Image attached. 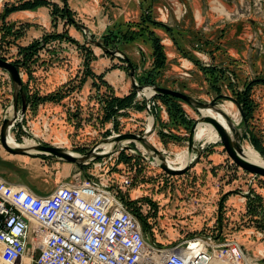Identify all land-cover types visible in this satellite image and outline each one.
I'll list each match as a JSON object with an SVG mask.
<instances>
[{"label":"rangeland","instance_id":"obj_1","mask_svg":"<svg viewBox=\"0 0 264 264\" xmlns=\"http://www.w3.org/2000/svg\"><path fill=\"white\" fill-rule=\"evenodd\" d=\"M19 1L25 0L15 3ZM48 1L57 5V11L53 13L50 5H39L49 9V28L31 41L40 48L28 62L30 72L20 68L23 87L32 97L27 119L23 120L27 141L59 144L69 152L81 154L91 147L103 151L98 145L113 133L141 135L151 116L145 110L142 94L136 92L128 107L104 119L107 100L112 94L125 96L133 91L126 62L97 46L85 44V50L68 40L65 35L82 44L84 34L66 22L61 11L63 3ZM86 3L79 10L80 15L72 11L73 17L89 21L93 11L94 18L100 13L108 14L112 24L92 37L126 54L136 69L137 83L149 75L156 85L184 92L203 102L218 94L239 101L247 83L264 77V0H88ZM145 15L168 29L144 22ZM125 23H130L132 29H138V24L147 26L142 29L143 35L128 42L120 37L126 29ZM27 24L1 20L0 48L8 58L18 57L14 61H20L21 55L13 45L8 49L6 46L26 31ZM150 30L160 38L166 56L164 66L159 69L153 68ZM57 33L60 36L43 40L46 34ZM212 65L221 70L210 75L200 69ZM87 71L101 73L102 80L110 87L100 78L87 75ZM51 74L54 80H48ZM0 86L6 94H12L10 78L2 69ZM44 95L58 99L42 101ZM247 97L250 113L241 143L254 149V138L264 151V84H253ZM156 100L160 106L152 109L155 129L147 139L150 137L151 143L163 150L165 156L173 157L187 150L190 126L200 113L184 101L175 100L181 117L187 121L183 123L170 117L167 103ZM227 102L237 112V126L242 127L243 120L231 99L218 98L216 106ZM15 141L24 142L21 137ZM194 144L200 143L194 141ZM127 145L135 152L123 148L107 157L91 158L83 164L84 171L75 163L42 153L12 154V162L7 163L12 166L2 167L1 171L13 183L26 185L38 193H47L61 182L96 178L114 187L119 196L123 194L133 200L130 207L146 215L148 241L154 239L166 245L221 231L225 238L240 242L248 257L264 260V177L237 166L219 140L204 144L198 162L184 173L174 175L154 165L153 154L140 141H130ZM123 175L131 177L130 187L120 186Z\"/></svg>","mask_w":264,"mask_h":264},{"label":"built area","instance_id":"obj_2","mask_svg":"<svg viewBox=\"0 0 264 264\" xmlns=\"http://www.w3.org/2000/svg\"><path fill=\"white\" fill-rule=\"evenodd\" d=\"M143 95L146 112L160 106ZM15 123L28 134L22 116L11 128ZM119 183L130 187L132 179L123 175ZM113 188L86 177L36 193L0 178V260L14 264L29 253L36 264H264L221 231L166 245L148 241L140 218Z\"/></svg>","mask_w":264,"mask_h":264},{"label":"water","instance_id":"obj_3","mask_svg":"<svg viewBox=\"0 0 264 264\" xmlns=\"http://www.w3.org/2000/svg\"><path fill=\"white\" fill-rule=\"evenodd\" d=\"M62 2L66 7L65 0H62ZM69 19L74 26L81 29L85 34V39L82 44H91L97 46L101 48L104 52H107L112 56H119L124 61H126V65L129 68V80L135 92L141 94L143 93V90L145 88H148L152 92L150 95H146V96L155 97L158 95L166 94L184 101L186 104L190 105L199 113H200L199 110L201 108H211L214 111L221 114V116L224 119V122L227 124L229 128V132L226 130L224 125L214 117L201 116V115L200 117H197L190 126L188 139H187L186 152L188 154H191L193 151L194 152L193 158L188 162V164L184 165L182 168L179 169H174L168 165L166 161V156L146 139V135L144 132L141 135L131 132H125V133H119L113 137H108L107 140H111L113 142V147L109 153L108 152L100 153L102 151L96 152L95 148L91 147L87 152L78 155H73L71 152H69L68 150L62 147L51 144H45L41 142H38L33 146V149L36 152H29L26 147L11 145L8 143V136H10V129L12 124L16 120L18 114L22 116L25 113L26 105H27L26 94L23 88L22 74L20 72V68L23 65V61L14 63L6 59L0 58V69L7 72L12 85L11 101L9 104V106L11 107V113L9 116L5 115L3 117L0 125V143L7 152L11 154H24V155H34L37 153L50 154L52 156L62 158L65 161L75 163L81 170L84 171L83 164L87 163L91 158L107 157L115 152H118L123 148L132 149V146L123 145L124 142L140 141L153 154V157L158 159L157 165L160 167V169L163 172H165L168 175L181 174L198 162L204 150L203 143H200L199 145L194 144L195 128L197 122L201 121V122L209 123L212 125V127H214V129L218 133L219 141L223 144L227 155L237 166H239L241 169L251 174L260 175L264 177V166L247 160L243 155V147L241 141L243 139V133L246 128V119L242 111L241 103H239L235 98L227 95L218 94L217 97L212 99L211 101L203 102L194 98L189 94L168 87L159 86L156 84L139 85L136 80V74H135L136 69L134 68V66L132 65L126 54H124L118 48L112 49L104 45L101 41L93 38L92 35L90 34L89 27L84 23L78 21L75 18L70 17ZM218 98H229L236 104L238 111L241 115V118L243 120L242 127H238L237 125H235L232 118L229 117L226 113H224L218 106H216ZM18 101L20 103L19 109L17 108ZM148 113H150L151 116L153 117V112L148 111ZM154 129H155V123L153 125V130Z\"/></svg>","mask_w":264,"mask_h":264},{"label":"trees","instance_id":"obj_4","mask_svg":"<svg viewBox=\"0 0 264 264\" xmlns=\"http://www.w3.org/2000/svg\"><path fill=\"white\" fill-rule=\"evenodd\" d=\"M65 3H66V7L64 4H62L61 11L66 18V22L69 24H72V22L70 21L69 18L70 17L74 18L73 17L74 14H73L72 10L68 7L66 0H65ZM39 5H50V2L48 0H25V1H19L18 3H12L10 6L5 5L4 6V13H1V19L3 20L5 18V16H7L10 12H13L15 10L31 9V8H34L35 6H39ZM50 6L52 8V11L54 9L53 13L55 11H57V5L51 4ZM143 21L144 22L149 21V23L154 25V26L159 25V26L164 27L165 29H168L167 25L163 24L162 22L151 19V17H149L148 15H145ZM124 25H126V29L124 31H121L122 35H120V37L122 39H125L128 42L133 41L137 36L143 35L145 30H142V29H144L147 26V25L138 24V29L137 28L132 29L130 26L131 25L130 23H125ZM0 29H3L2 26L0 27ZM18 35L19 34H16V36H18ZM52 36L57 37L60 35L58 33L57 34H46L43 40L46 41L47 39L52 38ZM65 37L68 40L74 42L81 49L86 50L85 44L78 43L76 40H74L70 36L65 35ZM149 37L151 39L150 42H151V46H152V56H153V61H154L153 68L159 69V68L164 66L165 59H166V56H165V53L163 50V45L160 41V38L154 33L153 30L149 31ZM35 43L36 42H31L30 44H28L26 46H18V54H20L22 58L20 59V61L18 59L15 61L14 60L11 61L14 63L23 61V65H22L21 69H26L27 73L30 72V69H29L30 65H28V62L31 61V58L34 55V53L36 52V50L38 48H40L39 47L40 45L35 44ZM104 45H107V44L104 43ZM3 51L4 50L0 48V58H3V59L10 61L8 56H6L3 53ZM121 61L126 62L122 58H121ZM194 63L197 65L199 64L197 61H195ZM220 68L221 67L216 68L215 65H212V66H202L200 69L204 70L205 73H210V75H211V74L217 72V70L220 71L221 70ZM152 73H151V75H153ZM87 75L94 76L97 79L100 78V80L103 84H105L107 87H110V85L105 80H102V74L101 73L100 74H94L92 72L89 73L87 71ZM148 76H144V78H146V79H144V78L138 79V83L139 84H155L153 81V77L149 78ZM139 80H141L142 82H140ZM256 83L264 84V77L256 78V79L250 81L249 83H247L245 85L246 88L244 89V91L242 92V94L240 96V100L238 101L236 99L239 103H241L242 111L244 113L246 120L248 118V114L250 113L249 100H248L247 96H248L250 87ZM93 84H94V82H93ZM23 88H24V92L26 94V102H27V104H30L32 101V97L29 94V92L25 89V87H23ZM135 94H136V92L134 89H133V91L129 92L125 96H117V95L112 94L109 97V99L107 100V113L105 114L104 119H108V117L110 115L112 116L119 109L128 107L131 104V102L133 101V99L135 98ZM53 97L54 96H52V95H44V97L41 99H42V101L58 99V97L57 98H53ZM155 98L161 99L169 105L170 109L168 110V113H169L170 117L179 118V120L182 121L183 123L187 122L186 120H183V118L181 117L182 114L180 112L179 105L174 103V101L177 100L178 98H175V97H172V96H169L166 94L155 96ZM39 99L40 98H38V100ZM18 138H19V136H16V139H18ZM252 145H253L254 149L256 151H258L259 154L263 157L264 151L254 138H252ZM10 166H12V165H10ZM120 197L123 199V201H124L125 205L128 207V209L131 210L133 213H135L140 218V220L143 224L144 231H145V227L148 224V220L146 218V215H144L143 212L137 211L136 209H133L130 207V205L133 203V200L126 199L123 194H121Z\"/></svg>","mask_w":264,"mask_h":264},{"label":"crops","instance_id":"obj_5","mask_svg":"<svg viewBox=\"0 0 264 264\" xmlns=\"http://www.w3.org/2000/svg\"><path fill=\"white\" fill-rule=\"evenodd\" d=\"M15 1L16 0H0V23L2 20L1 19V12H2L4 4L5 3L6 4H9V3L12 4V3H15ZM54 1H59V2H61V4L63 3L62 0H54ZM87 1L88 0H66L68 7L72 11L78 12L79 15H80L79 10L82 9L81 7L83 5L87 4L86 3ZM48 13H49L48 7L39 6L36 9H23V10L13 11V12L9 13L7 16H5L4 21H9L10 23L11 22L28 23L26 26V31L22 32V34L19 35L18 37H16L15 39H11L12 43H9L6 46V48L8 49L11 45H13L16 48V51L18 54V46H26L31 41H33L35 38L40 37L42 35V33L46 32L49 28L48 23H49L50 18H49ZM94 13H95V11L91 12L92 15H89L92 17V18H90L89 21L83 20L81 18H77L78 20H80V22L84 23L85 25H87L89 27L91 35H96L98 32H100V34L103 33L102 28H105L107 25L109 26L110 24H112V22H110V17H108V14H101L100 13L94 18V16H93ZM79 30L83 33V31L81 29H79ZM84 39H85V34H84ZM11 50L15 51V49H13V48H11ZM16 58H18V57L10 56L9 60L13 61V59H16ZM49 78H50V80H54L55 76L53 74H51L48 76V80H49ZM3 88H4L3 86H0V125H1V120L3 119V117L5 115L9 116L11 113V112H8V110L11 109V107L9 106L10 101H11V95L6 94ZM7 90H9V89L7 88ZM19 107L20 106L17 105L18 109H19ZM28 111H29V107H28V109L26 108L25 113L22 115L23 120H25V118L27 119ZM17 126H18V123H15V128L10 129L11 138L13 139V138H15V136L21 137V135L24 137H28L27 136L28 134L23 133ZM13 141L16 142L14 139H13ZM25 141L23 142V145H24ZM11 156H12V154L7 152L2 147V145L0 143V178L7 180L8 182L13 183V181L4 172L1 171L2 167H5V166L9 167L10 166L7 163L12 162ZM36 193H38V191H36ZM39 193H41V192H39ZM0 264H4V263L0 260ZM14 264H36V263L34 262V257L29 254L28 256L23 255L22 257H20L19 259H17L14 262Z\"/></svg>","mask_w":264,"mask_h":264},{"label":"bare ground","instance_id":"obj_6","mask_svg":"<svg viewBox=\"0 0 264 264\" xmlns=\"http://www.w3.org/2000/svg\"><path fill=\"white\" fill-rule=\"evenodd\" d=\"M151 90H149L148 88H145L143 90V93L145 95H150L151 94ZM143 93H141L143 95ZM224 113H226L229 117L232 118V120L234 121L235 125H238V115L237 112L235 111V109L233 108L232 104L230 102H227L226 104H220L218 106ZM200 115L201 116H211L214 117L216 119H218V121H220L224 127L226 128V130L229 132V128L227 126V124L224 122L223 117L221 116L220 113L214 111L211 108H201L200 110ZM8 112H11V109L8 110ZM150 121L149 123H147L146 128L144 130V133L146 135V139L147 136L150 135V137L153 135V125H154V119L152 116H148ZM150 137H148V141L151 143V139ZM26 140V139H25ZM24 140V141H25ZM33 139H30L29 141H25L24 145L23 142L20 143H15L13 141V139L11 138V134L10 136H8V143L11 145H17V146H23L26 147L28 149L29 152H36L33 149V146L36 144L34 143V141H32ZM219 140L218 137V133L217 131L214 129V127H212L211 124L206 123V122H197L196 128H195V135H194V141L195 142H199V143H203V144H207V143H212V142H216ZM12 142V143H11ZM128 141L124 142L123 145H127ZM153 145V143H151ZM59 145V144H58ZM56 145V146H58ZM138 146L143 149L146 150L141 144H138ZM62 147V146H59ZM99 148L103 149L102 152L100 153H109L113 147V142L111 140H107L105 142H101L98 145ZM243 147V155L244 157L256 164L262 165L264 166V158H262L257 151H255L251 146L248 145H242ZM159 149V148H158ZM163 154L164 151L160 150ZM97 152V150H96ZM72 153V152H71ZM73 155H78L77 153H72ZM193 153L188 154L186 152V150L181 151L180 153L174 154L173 157H168L166 156V161L168 163V165L174 169H179L182 168L184 165L188 164V162L193 158ZM158 163V159H156L154 157V165H157Z\"/></svg>","mask_w":264,"mask_h":264},{"label":"flooded vegetation","instance_id":"obj_7","mask_svg":"<svg viewBox=\"0 0 264 264\" xmlns=\"http://www.w3.org/2000/svg\"><path fill=\"white\" fill-rule=\"evenodd\" d=\"M46 144V143H45ZM56 146V145H55Z\"/></svg>","mask_w":264,"mask_h":264}]
</instances>
